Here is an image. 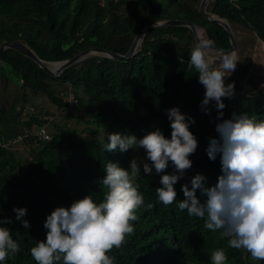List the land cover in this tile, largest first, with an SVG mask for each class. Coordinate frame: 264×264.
<instances>
[{
  "label": "trees",
  "instance_id": "obj_1",
  "mask_svg": "<svg viewBox=\"0 0 264 264\" xmlns=\"http://www.w3.org/2000/svg\"><path fill=\"white\" fill-rule=\"evenodd\" d=\"M0 0V43L19 39L41 59L60 61L98 46L124 54L134 37L145 25L162 19L185 20L205 29L215 46L229 48L228 33L216 22L207 20L197 11L200 0ZM207 11L226 18L249 34L241 36L237 45L239 62L225 84L234 83L235 94L222 98L226 107L223 116L212 102L211 114L201 110L205 88L198 82V73L189 70L191 50L197 45L186 26L162 27L149 31L139 50L129 59L101 56L87 57L51 76L28 57L13 49L4 51L0 68V220L11 218L8 227L21 251L0 264H36L31 248L46 239V217L57 207H70L75 200L89 195L96 203L103 202L107 189L100 182L106 175L107 163L115 162L129 168V150H105L107 140L93 138L86 130L66 124H55L49 141L38 147L26 148L30 159H17L15 150L28 138L14 142L24 129L42 124L40 115L47 110L31 112L24 119L22 108L27 91L43 93L63 110L71 108L60 96L68 83L76 93L74 105L88 123L111 133L134 134L142 138L159 128L170 139L171 128L166 110L178 107L181 113L194 118L189 130L198 140L196 152L189 157L191 169L174 188L177 200L169 206L158 200L156 188L160 177L172 174L169 162L165 173L137 177L145 205L137 210L139 219L132 222L134 233L126 236L125 244L108 253L114 264H211V253L223 249L227 264L254 263L244 249L228 246L219 231L204 227L201 218L189 216L179 209L185 199L181 186L204 170L221 174L220 155L209 160L206 149L209 138H219L216 125L231 119L233 114L247 113L264 119V85L250 72L252 62L247 46L258 38L264 44V0H214ZM52 67L55 65L49 64ZM83 115L77 119H83ZM78 119V121H79ZM54 120H50L52 122ZM201 202L203 197L197 190ZM26 208L23 218L31 227L24 229L15 219L13 208ZM246 251V253L244 252ZM244 252V256H243Z\"/></svg>",
  "mask_w": 264,
  "mask_h": 264
},
{
  "label": "clouds",
  "instance_id": "obj_2",
  "mask_svg": "<svg viewBox=\"0 0 264 264\" xmlns=\"http://www.w3.org/2000/svg\"><path fill=\"white\" fill-rule=\"evenodd\" d=\"M215 51L214 41L200 40L191 50L187 64L189 70H196L198 82L205 88L201 110L210 115L208 106L214 102L219 118L226 107L222 98L231 99L235 94L234 83L226 85L225 78L235 71L239 58L236 51L219 57ZM166 115L170 139L159 128L142 138L118 132L108 135L106 151L124 153L142 148L146 160L132 158L128 169L115 162L107 163L106 175L100 181L107 189L103 202L96 203L87 195L73 201L70 207L55 208L44 222L46 239L30 250L36 264H114L115 257L108 253L121 248L126 236L134 233L132 222L139 219L137 210L142 206L146 210L153 207L151 203L145 205L138 190L141 166L146 175H151L153 169L161 174L171 162L174 172L161 175V187L156 188V193L165 206L177 200L174 185L192 168L189 157L196 152L198 140L189 130L194 118L181 113L178 107L167 109ZM216 132L219 138H209L206 152L211 161L220 155L221 174L217 183L206 187L204 175L192 177L191 188L188 184L181 186L185 199L180 201L179 209L203 219L206 229L219 231L221 237L227 238L229 247L244 249L253 260L264 261V119L234 113L231 119L216 125ZM197 190L206 197L204 202L197 196ZM13 212L24 229L31 227L23 219L26 208L14 207ZM12 222L11 218L0 220V224ZM20 251V243L13 239L11 230L0 227V262ZM227 260L223 249L211 253V264H227Z\"/></svg>",
  "mask_w": 264,
  "mask_h": 264
},
{
  "label": "water",
  "instance_id": "obj_3",
  "mask_svg": "<svg viewBox=\"0 0 264 264\" xmlns=\"http://www.w3.org/2000/svg\"><path fill=\"white\" fill-rule=\"evenodd\" d=\"M212 1L214 0H200L197 6V11L201 15H203L207 20L216 22L219 25H221L224 28V30L228 33L230 47L221 48V47L215 46V50H216L215 52H218L220 55L226 52H231V51H236L237 53L238 45H237L236 32L234 28L232 27L231 23H229V21L226 18L216 15L210 11H207L206 9L207 5L211 3ZM173 26L188 27L191 30L195 38L196 44L200 40H208L207 35L205 33V29L203 27H200L198 25H195L193 23H190L185 20H180V19H162V20H158L153 23H150L148 25H145L143 29H141L134 35L128 50L124 54L114 52L113 50L107 49L105 47L93 46L65 60L47 61V60L41 59L25 42L19 39L4 40L0 43V68L2 66L3 59H4V51L6 49H13L23 54L24 56L28 57L29 59H31L40 68L45 70L51 76L57 77L62 73L63 70H65L69 66L87 57H90V56H101V57L114 58V59H129L139 50V47L146 33H148L149 31L153 29L162 28V27H173ZM199 30L201 31V33H199ZM49 63H54L57 65L53 68H49L48 67Z\"/></svg>",
  "mask_w": 264,
  "mask_h": 264
},
{
  "label": "rangeland",
  "instance_id": "obj_4",
  "mask_svg": "<svg viewBox=\"0 0 264 264\" xmlns=\"http://www.w3.org/2000/svg\"><path fill=\"white\" fill-rule=\"evenodd\" d=\"M103 2V0L101 1ZM236 32V38L239 41L241 36H248V32L245 31L243 28L236 26L235 29ZM252 35V37H254L253 33H250ZM249 34V36H250ZM255 41L251 44L247 46V52L250 55V61L252 62L251 67H250V72L252 74H256V80L258 82V84L260 86L264 85V44L258 39V38H254ZM237 55L239 58V49L237 48ZM219 63V61H217V64ZM27 103H25L24 107L22 108V114L24 119H26L27 115H28V111H26V107L29 106H37L38 110H47L48 113L52 114L55 113L57 114V118L54 119V121L52 122H47L46 123V127L48 129V131L50 133L54 132V122L55 124H66L68 127H75L77 130H86V134H89L90 136H92L93 138H99L100 140H107V137L109 134H111V132L106 131L104 128H98V126L96 125V123L91 122L88 123V116L87 115H83L82 112L78 109L75 108L74 106H71L73 108H71V113L69 112L70 110L68 109H59L57 108V106L55 104H53L48 97L43 94V93H35V92H30L27 91ZM34 107V106H33ZM34 111H36L34 109ZM80 115H83V119H77V117H79ZM37 125H34L33 128H36ZM121 133L120 131H115L113 133ZM134 135V134H131ZM31 141V142H30ZM109 142V141H108ZM20 143V141H19ZM33 145H35L36 147L38 146V144H35L34 141L32 139H30L26 144L21 145L19 144L17 150V152H15L16 158L21 160V159H30V154L27 153V149H29L30 147H32ZM129 163L131 161L132 158H145L146 160V153L144 152V150L141 149H129ZM148 162V161H146ZM150 163V162H149ZM141 173H143V168L141 166ZM152 174L156 175L157 173L155 172V169H153ZM198 174H202L206 177V181H205V186L206 187H211L213 185L216 184V178L215 175L212 173H209L207 171L204 170H199ZM188 182L191 181V179L188 177ZM203 201L206 200V197L202 196ZM246 253V251H244ZM244 252H243V256H244ZM252 259V257H251ZM253 260V259H252ZM254 263H257L258 260H253ZM258 264V263H257Z\"/></svg>",
  "mask_w": 264,
  "mask_h": 264
},
{
  "label": "built area",
  "instance_id": "obj_5",
  "mask_svg": "<svg viewBox=\"0 0 264 264\" xmlns=\"http://www.w3.org/2000/svg\"><path fill=\"white\" fill-rule=\"evenodd\" d=\"M60 96L62 97L63 101L68 104L69 107L74 106L77 103L76 93L71 89L68 83H65V89L60 92ZM27 108L31 112H34L33 107H26L25 110H27ZM56 118H57V114L55 113L41 114L40 119L42 120V124L37 125L36 128L32 127L29 129H24L19 135L16 136V138L14 139V142L23 141L24 138L32 139L35 144H39L40 142H45V141L50 140L51 133L48 131L46 127V123ZM46 137H50V139H47ZM33 146L36 147L35 145Z\"/></svg>",
  "mask_w": 264,
  "mask_h": 264
},
{
  "label": "bare ground",
  "instance_id": "obj_6",
  "mask_svg": "<svg viewBox=\"0 0 264 264\" xmlns=\"http://www.w3.org/2000/svg\"><path fill=\"white\" fill-rule=\"evenodd\" d=\"M199 33H201L200 30H199ZM214 54H215L217 57L220 56V54H219L218 52H215ZM49 64H53V65H55V66L57 65V64H54V63H49ZM49 64H48V67L51 68V66H50ZM55 66H54V67H55ZM52 68H53V67H52Z\"/></svg>",
  "mask_w": 264,
  "mask_h": 264
}]
</instances>
